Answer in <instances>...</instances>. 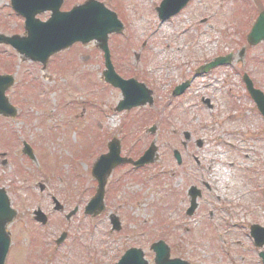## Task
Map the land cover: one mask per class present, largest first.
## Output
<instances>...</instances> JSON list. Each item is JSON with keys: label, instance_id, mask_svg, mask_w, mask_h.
Returning <instances> with one entry per match:
<instances>
[{"label": "rangeland", "instance_id": "rangeland-1", "mask_svg": "<svg viewBox=\"0 0 264 264\" xmlns=\"http://www.w3.org/2000/svg\"><path fill=\"white\" fill-rule=\"evenodd\" d=\"M77 1L78 0H69V4L67 5H72ZM122 1L124 3V8L126 9L125 12L127 14V20L129 21V28L136 37H132L129 42H126L121 38H115L111 45L116 48V46L120 44L123 46L124 50H127L122 53L119 49V57L126 56L124 59L126 63L134 61L131 54V45H136L138 39L142 40L143 38L140 36H143L144 33L153 25V29H157L154 37L151 39V55H149V61L154 62L152 64L153 67L158 66L164 69L165 65H168L169 67L175 66L178 70V66H181V68L185 70L187 67L185 61L187 59L186 53L188 50L194 52L192 55L193 61L201 55V52L212 56L215 52H224L225 49L242 45V42L240 43V41L243 37L241 34L238 35L234 32L235 28L233 21H230L232 16L235 15L233 11L237 9L236 7L238 4V2L234 0H226L223 10L218 9V7L221 6L218 4V0L213 2L211 1V4L206 9L205 7H202V4L199 5L198 2L194 1L189 7V12L186 11L182 13V15L178 18L179 20L176 19L172 24L169 23L162 26H159L156 23L154 17H150V20H148L146 16H139V14H137L138 12L130 11L132 9V5H130L131 0ZM8 2L9 0H0V28L1 26L7 25L0 31H19L21 29V22L19 24L18 22L21 20L19 17V21L13 17L10 18V10L7 6ZM211 7L213 10L218 9L217 16L214 19H211L208 23L198 25V31L190 32L191 29H194L190 28L187 31V34L184 35V33L181 32L182 28L173 30L174 26L176 27V25L180 22H182L181 25H184L183 27H188L190 23H194L193 20H196V18L197 20H200L203 17L209 16L207 11H209ZM243 19L244 15H240V24ZM91 46L93 45L83 49L78 47L73 48L69 52L67 51L58 55L53 62L50 60L48 67L51 64V71L56 74L54 80L51 79L49 81H43L40 77L39 65L35 63L25 62L20 65L19 76L16 79V86L13 88L14 90L12 92L15 94L14 98L16 103H19L22 94L21 91L23 89L20 85L19 78H26L28 81L26 85L29 84V86H33V88L34 85H36L35 90L33 89V92H30V99L32 101L34 100V111H24L26 109L22 106L25 115H32L34 118H28L29 120L26 119L25 123H20V121L17 120L9 121V124L4 123L9 127H5V125L2 124L1 126L5 127L7 130L3 129L0 132V144H3V148L5 150H12L15 166L17 168L30 169L31 163L23 158V156L15 149V147H17V141L14 138V135L9 134L8 132L13 130L19 138L22 137L30 139L31 141H35L36 137L39 138V140H37V149L34 148V166L40 167V170L44 173L54 174L57 177L65 176L64 172L68 173L69 167L70 172L68 177L70 179L72 175H85V168L91 166L95 159L103 153L104 149L101 147V142L106 139V131L101 129L99 125V123L104 122L102 110L110 105L113 106L116 104L118 92H113L112 89L107 88L100 82L98 77L99 73L97 72H100L102 67L99 66L100 59L98 53L92 52ZM179 48L181 49L180 51ZM247 53L245 65L246 70L251 71L254 75L253 77L258 83V88L264 92V64H259L256 58L258 55L264 56V49L261 50L259 47H256L254 49H248ZM11 54L10 49L7 47H0L1 67L8 68L11 65ZM85 54H91L87 60H84L82 57ZM14 57L17 60V57ZM60 63L68 66L63 68L65 77H62V79L59 80L58 76L62 75V73L57 72L55 67L60 65ZM72 64H75V67H69ZM241 66L242 65H239L240 68ZM71 68L73 69L72 71ZM81 71L83 80L80 82ZM130 72H133L132 67L129 68L123 66L121 69V73L128 74ZM162 72L164 76V70ZM170 72H172L171 79H175L176 70L173 69ZM35 76L37 77L38 83L34 81ZM66 77H68L71 82L68 81ZM203 78L198 79L200 82L195 85V90H199L201 93V79ZM204 80L206 81L205 78ZM55 81H57V83H55ZM238 82V77L232 74L229 78H226L225 83L217 82L209 83L208 85L204 82V84H206L205 86H207V90L206 93L203 94L214 95L211 98L215 101V109L210 114L203 110L195 113L197 117H193L192 120V126L196 127L197 125V128L195 129V136L204 139L205 145L203 146V149L199 150L194 147L192 149V155H198L199 158L201 157L206 160L211 158H215L217 160L232 159L236 165L239 164V168L248 170L251 168L252 164L264 162V142L262 141V138L264 140V122L257 115L259 130L261 131L262 138L259 136L255 137V135H257L256 132L258 131L255 122L251 119V121L248 119L246 120V117H250L252 115V113L248 110V107L251 109V104L244 96L243 88ZM56 88L62 89V92L59 95L58 108L54 107L55 104H57L58 92L56 90L52 91V89ZM158 94L157 95L162 98L166 96L165 91L161 92L160 90ZM34 95H36L38 100L34 97ZM236 95H239V98H237ZM227 96L231 97V102L234 103L233 108L228 107L229 103L225 100ZM82 98L86 100H82ZM157 100L161 101L159 98ZM51 108L57 109L56 114L60 117V121L55 127V131H51V129L55 126L58 120H54L52 122L47 120V115L51 113ZM36 111L38 112L36 113ZM246 113H248L249 116H247ZM111 114H108V117L106 116L104 126L107 130L113 132V134H118L121 137L120 128L123 123L124 116H117L113 113ZM216 114L219 115L217 120L213 117ZM24 117L25 116H22L23 119ZM254 117L255 115H253V118ZM136 119L137 117L134 116V120ZM221 121L222 123L224 121L223 125L217 127V123ZM209 125L215 127V130H212ZM20 132L22 135L21 137ZM141 134L142 132H140V135ZM41 137H44L45 139ZM129 137L130 135H127V140ZM136 138L137 135H134V140ZM151 139L152 137H149L146 139V142L148 143ZM171 140L172 139L166 134L161 137L158 145L161 149L160 153L162 154V158L166 156L165 152ZM51 142H54L55 148L51 147ZM226 142H229L232 147L229 148L230 144L227 145ZM50 147L53 148V152L50 151ZM202 168L203 170L198 171L196 177L199 179L202 177L209 178V181L210 177H206V169L208 167L202 166ZM167 169L168 165H166L165 162H159L153 169L150 170V172L153 171L154 174L161 176L160 178H152L151 181L148 179L143 182H130L126 186L128 198L132 199V201H134V199L137 200V202L130 203L126 206L127 211H129V215L134 220H142L143 222L145 220L146 223L144 222V226H148L151 223L156 225L159 218L156 216V213L153 214L151 205H158L157 209L162 212L164 218L166 215L165 220L167 224H169L170 228L174 227V221L177 222L176 227L171 231L176 236L174 238L175 241L182 239V242H178L183 246V259L189 261L190 264H206L212 248L210 243L214 244V248L217 249V241L210 242L208 236L203 237L198 232V230L203 229L198 225L197 221L191 219L189 222L186 220L189 222L186 226L183 225L182 222H179L178 212H180L183 204H176V208L173 207L174 209L171 205H168L169 196L173 195L172 189H176L178 187L177 182L179 177L172 174L171 176L162 177V175H165L164 171ZM232 169V173L227 177V182H221L216 187L211 186L209 195L214 197L221 194V196H226L229 201L233 197H236L240 201L241 210L239 209L240 215L237 219V221L241 223L240 228L252 219L254 214V219L257 220V222L264 224V203L254 205L250 202L249 193H246L248 185H245L246 181L244 176L241 175L242 171H237V166H233ZM170 173H172V171ZM151 177H153V175H151ZM183 177L185 176L183 175ZM28 178L30 177L27 175L22 177L23 180H27ZM257 178L263 180L264 184V177L262 174L259 173ZM11 179L13 182L15 181L13 178ZM154 179H156V182L153 181ZM71 182L64 179L51 181V191L57 194L61 199L67 197V200L71 201L72 204L76 202L82 205L88 199L86 197L83 198V193L78 192V187L81 183L80 177H76L75 180L71 179ZM87 182L88 186L91 188L93 183L90 176H88ZM65 184H67L69 189L68 192L66 191ZM250 185L251 191L255 196L253 200L255 202L260 201L262 199V195L260 192H256V190H258L259 183H256L255 180L252 179ZM170 189L172 192L169 195ZM165 192L168 193L167 196H164ZM257 193L258 195H256ZM30 194L32 195V199H30V202H27V205L25 206L26 209L22 211L24 215L19 219V221H15V224L10 227V231L13 230L12 245L7 255L6 264H23L22 262L24 261L25 255H28V258L30 257L27 249V244H29L30 241L26 240L29 235L34 232V226L26 217L29 215L31 216L32 210L34 209V190ZM12 197L15 199L13 195ZM229 201L227 203H229ZM120 202H122V200ZM245 205L249 209H246L247 207ZM204 206L208 208V203ZM121 207L125 208V205L122 204ZM252 210L255 211L254 214ZM74 224L76 225V222H74ZM103 225L104 223L102 222V226ZM129 230L134 232L138 229L134 228V226H130ZM243 230L244 229L225 230L223 232V237L220 238L222 242H219L223 243L221 250L224 251V249L226 250L227 248L234 247V251L231 250V255H228V259L233 261L234 264H257V253L249 246H244V250H246L244 256L245 258L236 256V254L234 255V253H237V249L242 250V245L240 244L250 243L249 237L244 235L245 230ZM204 231L206 232V230ZM218 231L222 232L221 230ZM193 232H195L194 234H196V238L191 239L194 235ZM209 233H212V231L210 230ZM155 236L156 233L151 235L153 238ZM215 239L217 240L218 238L214 236L213 240ZM101 241L103 243L101 264H110L115 259V248L114 251L108 250L111 238H106L104 232ZM235 241H239L240 243H235ZM106 247H108V249ZM194 256H198V258H194ZM225 257L226 256L223 254V257L219 258L223 259ZM222 262L223 261H220V263ZM224 262L228 264L227 260Z\"/></svg>", "mask_w": 264, "mask_h": 264}, {"label": "water", "instance_id": "water-1", "mask_svg": "<svg viewBox=\"0 0 264 264\" xmlns=\"http://www.w3.org/2000/svg\"><path fill=\"white\" fill-rule=\"evenodd\" d=\"M37 1L40 2V0H11L13 7L17 11L22 12V14L26 17L25 28L29 34L27 39L15 38L14 41L13 39H10L9 42H15V44H18L21 47V53H24L25 57L31 58L32 60H40L41 62H44L52 53L51 48L64 47L65 45H69L71 42H73V40H76L79 37L77 36L70 38L68 39L70 41H67V43L59 44V42H56L57 45H52L50 41L46 40L48 35L47 32H42L38 36H34V25L31 20V16L34 14V3L38 5ZM103 17H105V12L100 8V6H97L91 10H87L86 19L83 21V23L79 24L78 21H71V29H75L74 33L76 34L79 30H82L85 27V29H83L81 33V36L85 37L84 39H81L83 42H86L90 38H100V40L105 41L106 34L114 30L115 27L109 26L104 30L102 34L94 36L101 30L100 23L105 20ZM67 24L70 23L67 22ZM44 49H46V51ZM125 94L126 96H129L128 91H125ZM12 215L13 214L7 208V204L0 203V264L4 263V258L9 246V239L7 234L5 233V225L8 221L11 220ZM127 261V258H123L121 263Z\"/></svg>", "mask_w": 264, "mask_h": 264}, {"label": "flooded vegetation", "instance_id": "flooded-vegetation-1", "mask_svg": "<svg viewBox=\"0 0 264 264\" xmlns=\"http://www.w3.org/2000/svg\"><path fill=\"white\" fill-rule=\"evenodd\" d=\"M69 8L70 7L64 8V5L62 4L61 10L65 11V10H68ZM46 16L47 15H42L40 18L43 19ZM119 48L124 50L123 46H121ZM131 49H132L131 54L133 55L134 60H136V59H140V55L138 56V54L143 53L147 49V47L145 45V42H142L139 46H136V47L135 46H131ZM137 52H139V53L137 54ZM116 57L117 56H114L115 59H116ZM101 58H102V55H101ZM122 59H124V58H122ZM150 64H151L150 62L133 61L131 63L121 64V65L122 66H126V67H130V65H131L132 67H134L133 70L143 69L141 71L140 70L138 71V75L143 76L144 80H146V82H148V84L152 85L155 82L153 80V78L151 77L152 73L156 74L158 69L154 70V72H153L151 67H150ZM181 82H182V80H181ZM152 92H153V97H154V94L157 92V89L155 88V86H152ZM170 101H173V99H170ZM153 102H154V100H153ZM174 104L176 106H178L179 103L175 102ZM178 107H181V106H178ZM187 112H188L187 110H182L183 114H186ZM142 116L143 117L141 118V121L144 122V120H145V124H147V122L150 120V116H147V114H145V116L144 115H142ZM167 123H168V121H166L165 117H163V118L159 117L158 120H157V124H156V130L159 131V129H161V131H166L167 130ZM188 127L189 126H188V122L187 121H186V123L182 122V121H178V122H176V125H171L170 126V132L173 133V134L184 133L186 130H188L187 132H189V133L192 132V131H190L188 129ZM196 165H199V163L196 162ZM126 168L129 169V170L132 169L129 165H126ZM210 215H211V213H210ZM56 223H59V222H52V219H51L50 222H47L44 225L40 224V226H39V223L34 221V226H35L36 229H38V230L34 231V264H39L40 263V257L46 259V257H43V254L47 252L48 244L44 243V242L42 243L41 240H40V237H42L44 235L42 233V231L44 230V228L46 226H52L53 224H56ZM52 234H53V232L49 229L48 232L46 233V236H50ZM77 236L78 235H77L76 232H73V231L69 230L68 235L66 234V238L67 237L70 238L71 241H70L69 245L67 247H65L66 253H69V255L72 256L73 259H75L76 261L79 259V254H78V252L76 250L79 246L77 245V243H74L76 241L75 238ZM94 246L96 247V245H94ZM173 247L174 246H170V253H171L172 257H174L172 255V248ZM80 248L82 249L81 245H80ZM175 251L176 250L174 249L173 252L175 253ZM176 255L177 254H175V256ZM92 256H96V250L95 249H94V252L92 253Z\"/></svg>", "mask_w": 264, "mask_h": 264}]
</instances>
